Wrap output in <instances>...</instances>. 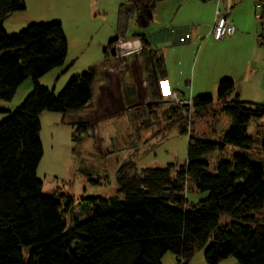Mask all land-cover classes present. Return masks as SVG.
Instances as JSON below:
<instances>
[{
    "label": "trees",
    "instance_id": "trees-1",
    "mask_svg": "<svg viewBox=\"0 0 264 264\" xmlns=\"http://www.w3.org/2000/svg\"><path fill=\"white\" fill-rule=\"evenodd\" d=\"M160 1L164 0L120 4L116 36L103 49L109 55L110 47L120 40L139 41L146 90L154 102L163 100L164 56L144 34L128 36L127 25L132 17L139 27H146ZM23 9V0H0V99L11 100L26 78L33 82L29 95L0 123V264H161L166 252L178 264H189L209 240L206 264L228 257L236 258L238 264H264V162L235 154L231 160L217 161L210 173L202 159L227 144L251 149L254 142L247 135L248 123L251 118H264V103L244 101L237 94L230 102L225 100L234 90L231 78L217 83L221 110L231 127L220 143L190 135L186 161L175 176L170 173L172 164L137 169L132 161L124 162L116 172V193L81 196L79 214L73 210L72 196L42 193L43 182L36 175L43 154L40 114L52 111L65 117L87 108L98 69L90 67L70 79L58 94L39 83L42 75L64 63L67 39L58 21L33 22L7 34L4 19ZM260 20L264 24V12ZM212 101L209 94L196 95L190 105L172 104L163 113L171 126L183 118L182 111L205 110ZM90 128L88 121L76 123L74 141H80ZM181 131L187 132L185 127ZM261 151L264 155V140ZM188 181L198 190H208V197L188 204ZM162 190L168 192L167 200L159 197ZM68 213L72 225L66 228L64 214ZM223 216L229 219L220 225ZM28 246L32 248L24 258L23 248Z\"/></svg>",
    "mask_w": 264,
    "mask_h": 264
},
{
    "label": "rangeland",
    "instance_id": "rangeland-1",
    "mask_svg": "<svg viewBox=\"0 0 264 264\" xmlns=\"http://www.w3.org/2000/svg\"><path fill=\"white\" fill-rule=\"evenodd\" d=\"M125 1L75 0V6L67 10L58 4L60 0H50L47 6L44 4L46 7L40 6L37 1L33 0L25 9L10 13L4 19L3 29L7 34H14L24 30L33 22H62L67 39L64 63L54 67L38 79L39 83L58 94L70 79L79 76L88 68L95 66L99 70V61L104 58L103 46L100 45L102 43L104 46L107 45L110 39L116 36L114 29L116 28V12L120 4ZM180 2L183 5L175 15L170 10L163 14L160 9H156L158 6L156 4L152 19L146 27H139L135 19L131 17L127 25V35L144 34L147 31L156 30L160 23L174 24L175 21L195 23V26L192 24L185 27L187 29L183 31L184 33L168 35L164 41H157L161 35L159 33L150 35V39L154 47L163 50L167 48L169 53L174 55L169 59L170 70L174 65L176 71L181 70L187 75L185 80L188 85H185L183 79L181 87H177L180 97L183 96L179 91H184L187 87V90L193 91L191 94L193 96L211 95L212 103L205 110L196 112L192 108L190 113L182 111L181 115L186 117L183 116L182 119L176 120L173 125L169 126L171 119L167 118L163 112L169 105H172L168 97L170 90L165 93L166 84L163 85V97L166 96L164 100L159 102L151 100L146 90L145 75L140 70V56L129 55L128 65L139 69L138 96L129 103H124V100L121 101L118 96L112 97L111 108L115 109V112L112 117H107L99 123V130L102 129L103 133L99 134V139L95 143L90 135L89 139L81 144L79 151L73 139L75 126L70 122L77 117L76 115L69 116V121L66 123H60L62 114L59 112L43 111L40 114L39 137L43 154L36 169V175L43 182L42 193L70 195L75 199L74 208H79L81 196H109L116 193V172L124 162L132 161L137 169L165 167L172 164L170 173L175 176L186 161L190 135L200 141L217 143L222 141L223 136L231 127V120L221 110L223 103L217 97V83L222 78H231L220 75L227 74L230 70L235 73L239 62L235 56L227 59L224 50L226 48L215 45L211 37L205 38V27L202 24L196 25L212 17L211 14H214L216 7L215 0H180ZM244 2L247 7L248 1ZM252 12L255 16L256 9L253 5ZM261 25L264 33L262 22H260ZM193 30H197V33L195 37H190L189 31ZM164 42L170 44L165 46L162 44ZM120 44L121 49L124 50L125 43L120 42ZM132 44L137 45V50L140 49L139 42L132 41ZM115 48L118 51V46ZM125 53L126 50L122 52V54ZM113 57L109 54V58ZM122 58L120 61L117 59V63L123 67L121 87L124 89V95H128V91L132 92V85L129 73L124 72L125 64L123 63L125 61H122ZM130 59L131 62H129ZM179 77L181 78L176 73L171 74V82L177 81ZM25 86L28 88L26 89ZM172 86L171 83L169 89ZM32 88V79L26 78L18 86L11 100L0 99V104L7 105L8 109L7 112L6 110L0 112V123L10 116L15 107L29 95ZM235 94L234 88L225 100L230 102ZM191 95L183 98H191ZM183 127L187 132L181 131ZM87 133L91 134L92 129H88ZM247 135L254 142L251 149L227 144L222 151L210 152L203 156L202 159L208 164V171L214 173L217 161L231 160L235 154L244 153L251 161H262L264 158L261 151V143L264 140L263 117L250 119ZM208 195V190L196 189L191 181L186 183L185 198L188 204H194L207 198ZM64 203L65 201L62 200V209L65 208ZM74 212L78 213L79 209ZM71 215L70 213L64 214L66 228L72 225ZM228 219L227 216L221 217L219 224L223 225ZM210 241L204 248L194 253L189 264H206L204 250ZM31 248V246L23 248L24 258H27ZM161 264L178 263L171 252H166L161 259ZM218 264H238V261L234 257H228Z\"/></svg>",
    "mask_w": 264,
    "mask_h": 264
},
{
    "label": "crops",
    "instance_id": "crops-1",
    "mask_svg": "<svg viewBox=\"0 0 264 264\" xmlns=\"http://www.w3.org/2000/svg\"><path fill=\"white\" fill-rule=\"evenodd\" d=\"M24 1V9L28 5V3H31L33 0H23ZM38 2L40 6H44V4L47 6L49 4L48 1L50 0H35ZM229 0H224V4L227 3ZM244 1H248L247 7H245L246 3ZM237 2V3H236ZM244 2V4H243ZM231 8L229 9L228 13V19L230 23L233 26V30L229 31L221 40H214L213 37L210 34V27L214 20V14L212 13V17L209 20H206L204 22L198 23L196 25H203L205 27L204 30V37L210 38L211 41L215 45L221 48H226L225 50V56L227 59H230L231 57H237L239 66L237 67L235 73L230 70L229 73L220 75L222 76H229L234 81V88L236 90V94L241 100L244 101H250L255 103H264V33L262 30V25L260 26L261 20L256 18L252 12V5L254 6V2L252 0H230ZM236 3V4H235ZM61 7L63 6L64 9H69L71 7L75 6V0H60V3H58ZM242 4L245 8H243ZM157 8L160 9V12L165 14V11H171L174 15L177 14L180 7L183 5V3L180 2V0H164L157 3ZM44 6V7H46ZM156 6V5H155ZM255 8V7H254ZM259 21V22H258ZM62 24V22H60ZM195 26V23L190 22H182V21H175L174 24L172 23H160L159 28L152 31H147L144 33V35L147 37V39L152 43V40L150 39V35L152 34H161L159 37L160 40L164 41L166 40L168 35H173L176 33H184L187 28L190 25ZM63 27V26H62ZM115 29V27H114ZM64 30V29H63ZM184 31V32H183ZM260 32V33H259ZM197 33V30L189 31L190 37H195V34ZM143 34V33H142ZM112 40V39H110ZM133 42L137 43L139 42L137 39H126V40H120L118 41L115 46H118V51L116 50V54L112 55L113 58H109V55L104 54V58L99 61V70L98 75L96 78V82L93 86V94H92V100L91 104L78 112L75 113H69L65 117L61 116L60 123H66L69 121V116L76 115L77 117L73 118L70 122H72L75 126L76 123L82 122V121H88L92 124L93 128V135L89 133L83 134V137L80 141H76L77 147H79V151L81 150V144L84 143L87 139H89L90 135L94 140V143L96 140L99 139V134L103 133L102 129L100 128L99 123L105 120L107 117H112V114L115 112V109L113 110L111 108L112 106V97H119L120 100H124V103H129L130 101L133 102V100L138 96L139 93V85H138V76H139V69L133 66L131 68V65L127 63V59L129 55L131 56H137L138 50L136 49L137 45L135 46L132 44ZM120 42L125 43L126 47L124 46V50H126L125 54H122L124 50L121 49ZM163 45L167 46L170 43H162ZM134 45V46H133ZM103 49L106 47L103 43L102 45ZM140 47V46H139ZM157 49L156 47H154ZM158 51H160L164 56V62H165V68H166V77L164 80L161 81V88L163 93V85L165 86V93H168L172 90L176 91L178 93L177 87H181L182 80H185V77L187 75L183 74L181 70L176 71L174 68V65H172L171 70L169 66V59L170 57L173 58L174 55L170 54L168 49L165 50L158 48ZM235 50V52H234ZM118 52V53H117ZM111 55V54H110ZM123 55V56H122ZM126 55V56H125ZM122 57H125L126 59H123ZM122 58V61H125V70L124 72L129 73L130 82L132 85V92L128 91V95H124V89H122L121 81H122V72L123 67L119 66L117 63V59ZM131 58V57H130ZM176 58H178L176 56ZM131 62V59L130 61ZM173 62V61H172ZM179 64V61L177 62ZM122 64V63H121ZM120 64V65H121ZM122 64V65H123ZM119 67H118V66ZM101 66V67H100ZM140 70L142 72L141 64H139ZM176 75H180L177 81L171 82V74L174 73ZM172 83V88H170V84ZM185 85H188L187 81H184ZM27 89L28 87L25 86ZM24 88V89H25ZM188 88L185 87L184 91H179L181 96L185 97L186 95H191L193 91L187 90ZM179 95V94H178ZM180 96V95H179ZM193 97V95H191ZM166 97V96H164ZM163 97V100H164ZM8 111L7 105L0 104V112L2 111ZM262 162H264V158H262ZM74 207V205H73ZM79 208H73L74 211H76Z\"/></svg>",
    "mask_w": 264,
    "mask_h": 264
},
{
    "label": "built area",
    "instance_id": "built-area-1",
    "mask_svg": "<svg viewBox=\"0 0 264 264\" xmlns=\"http://www.w3.org/2000/svg\"><path fill=\"white\" fill-rule=\"evenodd\" d=\"M223 1L215 0L214 20L210 27V34L214 40H221L229 31L233 30V26L228 19L229 9L231 8L230 0L225 4ZM254 7L256 9L255 16L260 19L261 14L264 12V0H254ZM168 97L169 102L173 105L191 104V98L180 97L174 90L168 93Z\"/></svg>",
    "mask_w": 264,
    "mask_h": 264
},
{
    "label": "water",
    "instance_id": "water-1",
    "mask_svg": "<svg viewBox=\"0 0 264 264\" xmlns=\"http://www.w3.org/2000/svg\"><path fill=\"white\" fill-rule=\"evenodd\" d=\"M109 51H110V54H111V55H115V54H116V48H115V46H111L110 49H109ZM159 197H160L161 199H163V200H167L168 197H169V194H168L167 191L162 190V191L160 192V194H159Z\"/></svg>",
    "mask_w": 264,
    "mask_h": 264
}]
</instances>
